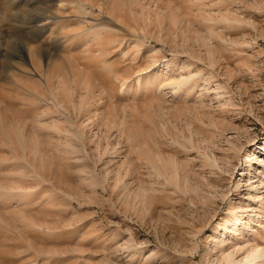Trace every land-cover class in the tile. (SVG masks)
<instances>
[{
    "label": "rangeland",
    "instance_id": "1",
    "mask_svg": "<svg viewBox=\"0 0 264 264\" xmlns=\"http://www.w3.org/2000/svg\"><path fill=\"white\" fill-rule=\"evenodd\" d=\"M261 148L264 0H0V264H217L237 215L264 251Z\"/></svg>",
    "mask_w": 264,
    "mask_h": 264
},
{
    "label": "bare ground",
    "instance_id": "2",
    "mask_svg": "<svg viewBox=\"0 0 264 264\" xmlns=\"http://www.w3.org/2000/svg\"><path fill=\"white\" fill-rule=\"evenodd\" d=\"M35 14V13H34ZM214 76V75H213ZM213 76H211L210 73H208L207 77L208 78H213ZM171 79V78H169ZM172 81V85H173V89L172 91H174V93L177 92V90H180L182 88V86H184L185 84H188V82L192 81H181L179 83H176L175 78L171 79ZM194 84V83H193ZM224 88V87H219ZM259 149V148H258ZM264 151V149H260L259 152ZM252 155V159H249L248 162V168H246V172L242 174V178H243V185L241 187H243L245 184H248L249 182H251V172L255 171V174L258 178V180L256 182L262 184V178L264 177V159H261V157H255V153L251 154ZM252 160H254V164H251ZM257 165V169H255V167L253 165ZM206 165L209 167H215L217 166V161L216 159H209L206 162ZM166 170V169H165ZM164 171V170H163ZM159 176H163V178L166 180V182L168 183H177L178 185V179H177V171H173L171 173V175H166L164 173L166 172H160L157 171ZM246 181V182H245ZM253 183V182H252ZM249 187L250 190H253L255 187L253 184H248L247 185ZM257 187V186H256ZM196 195L199 196L201 202L204 201V203L206 202H210L212 201L211 198L207 197L205 194H203L201 191L195 192ZM255 197H257L255 194H249L247 196V199L250 200H255ZM262 209H255L254 207H239L240 209H242L240 212H248V211H256L259 213L264 214V203L260 206ZM240 215H237L234 217V220L232 222V226L231 228H223V232H221L217 237V236H213L214 239L217 241L216 244V250L215 251H219V255L216 258V263L217 264H264V251L260 250L258 248V246H254V247H249L246 248V245H242V241H247L245 240V237L248 236V232H254L253 228H261V223L257 222V223H252V220H245L242 221ZM227 220V219H226ZM240 232V234H239ZM230 235V238H232L233 241L231 242H227L229 238H227ZM238 235H241L239 237H237ZM253 240V239H252ZM247 244V243H246ZM231 249V251H230ZM245 249V256L242 257L241 259L237 260V258L235 257V255L244 250ZM214 263V262H213Z\"/></svg>",
    "mask_w": 264,
    "mask_h": 264
}]
</instances>
